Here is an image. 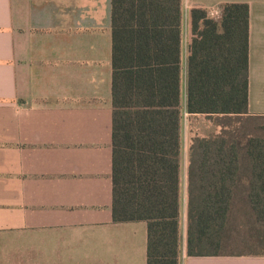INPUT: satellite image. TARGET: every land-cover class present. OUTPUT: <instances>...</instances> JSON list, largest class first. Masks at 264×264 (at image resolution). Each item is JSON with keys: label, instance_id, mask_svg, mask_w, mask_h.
Listing matches in <instances>:
<instances>
[{"label": "crops", "instance_id": "1", "mask_svg": "<svg viewBox=\"0 0 264 264\" xmlns=\"http://www.w3.org/2000/svg\"><path fill=\"white\" fill-rule=\"evenodd\" d=\"M227 2L250 7L248 110L264 116V0H182L183 104L190 10ZM112 55V0H0V264H147V222L113 219ZM185 234L180 264H264L188 256Z\"/></svg>", "mask_w": 264, "mask_h": 264}, {"label": "trees", "instance_id": "2", "mask_svg": "<svg viewBox=\"0 0 264 264\" xmlns=\"http://www.w3.org/2000/svg\"><path fill=\"white\" fill-rule=\"evenodd\" d=\"M210 12L190 10L183 104L182 0H112V213L147 222V264H180L185 114L188 256H264V135L241 124L264 117L248 110L250 7Z\"/></svg>", "mask_w": 264, "mask_h": 264}, {"label": "rangeland", "instance_id": "3", "mask_svg": "<svg viewBox=\"0 0 264 264\" xmlns=\"http://www.w3.org/2000/svg\"><path fill=\"white\" fill-rule=\"evenodd\" d=\"M245 123L246 128L249 132L255 134V135H264V117H257L253 119H244L241 121V124L243 125ZM215 124L211 123L205 118H200L195 122V125H193L194 130L201 132L203 134L212 133L215 130ZM190 118L187 114L184 116L183 120V170L184 175L187 171V165H188V149H189V140H190ZM185 180V177L183 178ZM181 228L183 232V240H184V234L186 230V236H187V221H182ZM186 238V237H185ZM244 244H239V246H234L232 248L233 251H242L245 249ZM232 246V245H231ZM248 248V247H246ZM247 250V249H246Z\"/></svg>", "mask_w": 264, "mask_h": 264}, {"label": "built area", "instance_id": "4", "mask_svg": "<svg viewBox=\"0 0 264 264\" xmlns=\"http://www.w3.org/2000/svg\"><path fill=\"white\" fill-rule=\"evenodd\" d=\"M212 16H217L219 14L218 10H213L210 12Z\"/></svg>", "mask_w": 264, "mask_h": 264}]
</instances>
